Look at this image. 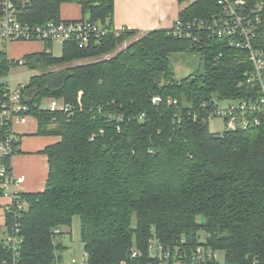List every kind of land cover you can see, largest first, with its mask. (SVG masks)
Wrapping results in <instances>:
<instances>
[{"label":"trees","instance_id":"obj_1","mask_svg":"<svg viewBox=\"0 0 264 264\" xmlns=\"http://www.w3.org/2000/svg\"><path fill=\"white\" fill-rule=\"evenodd\" d=\"M63 1L15 3L22 23L43 25L66 21ZM77 3L80 21L101 22L110 32L86 49L65 43L61 57L50 52L53 43L42 42L43 52L21 59L39 71L22 89L29 116L41 134L60 141L44 151L45 191L24 194L29 208L20 216L6 212L8 234L18 224L23 241L16 254L0 227V264H62L56 231L71 228L75 217L88 264H220L209 251L221 253L223 264H264V123L215 134L205 119L214 100L261 95L257 83L247 82L248 54L210 31L195 33V40L172 28L145 33L105 58L137 32L114 29V0ZM244 10L253 21L261 18L255 46L264 52V0H246ZM221 14L216 0H193L179 21L186 28ZM189 52L202 55L204 73L176 82L171 56ZM87 59L95 61L65 67ZM17 66L0 52V78ZM6 87L1 83L0 93ZM155 97L162 101L154 104ZM49 99L64 100L72 111L43 109ZM154 242L168 259L152 254Z\"/></svg>","mask_w":264,"mask_h":264},{"label":"built area","instance_id":"obj_2","mask_svg":"<svg viewBox=\"0 0 264 264\" xmlns=\"http://www.w3.org/2000/svg\"><path fill=\"white\" fill-rule=\"evenodd\" d=\"M222 9L220 16L214 17L212 22L195 21L186 28L178 20L174 29L176 36L193 38L195 33L207 30L213 36L229 42V46L242 50L248 54V60L253 65V70L248 73V83H257L261 95L255 100H214L211 110L208 111L206 120L210 122L215 117H221L226 122V131L236 132L238 130H249L261 126L264 123V52L255 46L258 37L261 18L257 16L254 21L245 12L246 0H216ZM197 30V31H196ZM106 24L91 21H51L43 25H31L22 23L19 19V11L15 0H0V52L4 51L10 44L16 42H60L63 45L75 42L80 49L88 48L92 43L98 44L102 38L109 33ZM198 38L195 37V40ZM25 62L19 60V65ZM11 91L8 84L5 91L0 93V191L4 197L10 200L7 212L19 216L29 208V204L23 199L25 194L21 189L26 181V176H17L12 169V159L19 153L20 140L14 132L16 122L24 123L29 116V107L23 103L22 89ZM49 108L51 112L70 113L72 106L62 99H51ZM154 104L162 101V98L155 97ZM222 102L228 105L221 108ZM203 111L207 112V104L202 105ZM197 118V115L195 116ZM7 161V162H6ZM60 234V231L57 230ZM20 228L15 224L12 233L6 237L9 248L19 253L22 244ZM153 255L159 252L160 259H168L170 254L163 257V250L157 243L150 246ZM211 260L223 264L219 259V253L207 252ZM86 260H78L75 257L64 260L62 264H88ZM199 259H203L202 249L196 252ZM134 257L141 256L138 251ZM177 264H182L178 262Z\"/></svg>","mask_w":264,"mask_h":264},{"label":"crops","instance_id":"obj_3","mask_svg":"<svg viewBox=\"0 0 264 264\" xmlns=\"http://www.w3.org/2000/svg\"><path fill=\"white\" fill-rule=\"evenodd\" d=\"M78 0H64L60 9L61 19L80 21L84 18L82 6ZM179 0H114L113 26L117 31L129 30L143 35L159 29H172L179 20L180 12L186 7ZM45 50L42 42H16L4 51L10 60L19 61L29 54ZM14 132L18 135L19 153L12 159V169L17 176H26L21 189L25 194L45 191L49 177L50 165L44 151L60 141L58 136L40 133L39 122L28 116L24 123L16 122ZM10 200L0 195V227L6 239V212Z\"/></svg>","mask_w":264,"mask_h":264},{"label":"rangeland","instance_id":"obj_4","mask_svg":"<svg viewBox=\"0 0 264 264\" xmlns=\"http://www.w3.org/2000/svg\"><path fill=\"white\" fill-rule=\"evenodd\" d=\"M193 0L189 2H185L184 5H188ZM142 35H136L135 37L130 38L126 41L122 46H120L117 50H115L112 54L106 56L105 58H111L122 50L126 49L130 43L136 41ZM50 52L55 57H61L63 52V44L60 42H55L50 49ZM95 61V60H94ZM93 60H81L74 62L71 65L65 66H75V65H83L94 62ZM171 67L174 72V79L176 82H180L191 75L195 74H203L205 68V60L202 55L194 52L184 53V54H174L171 56ZM60 67L54 68V70H59ZM39 71L32 70L28 66H17L14 67L9 76L0 78L1 83H7L9 89L11 91L21 89V87L29 84L31 77L38 75ZM51 100V99H49ZM228 104L226 102H222L220 107L225 108ZM50 102L48 100L42 103V108H49ZM209 129L212 133L218 134L223 133L227 130L226 122L221 117H215L209 122ZM60 234H57L56 242L62 244L65 249L63 251H59V254L62 256L64 260H69L72 257L77 258L78 260H86L87 257L85 255L84 244L81 241V221L79 217H75L73 225L71 228H61ZM202 240L206 238L205 234L202 232L200 235ZM219 259L223 262V255L219 253Z\"/></svg>","mask_w":264,"mask_h":264},{"label":"bare ground","instance_id":"obj_5","mask_svg":"<svg viewBox=\"0 0 264 264\" xmlns=\"http://www.w3.org/2000/svg\"><path fill=\"white\" fill-rule=\"evenodd\" d=\"M255 85V84H254Z\"/></svg>","mask_w":264,"mask_h":264}]
</instances>
